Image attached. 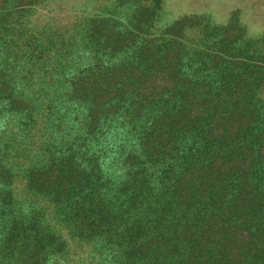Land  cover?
<instances>
[{
  "label": "trees",
  "instance_id": "trees-1",
  "mask_svg": "<svg viewBox=\"0 0 264 264\" xmlns=\"http://www.w3.org/2000/svg\"><path fill=\"white\" fill-rule=\"evenodd\" d=\"M165 1L0 0V264H264V23Z\"/></svg>",
  "mask_w": 264,
  "mask_h": 264
},
{
  "label": "rangeland",
  "instance_id": "rangeland-1",
  "mask_svg": "<svg viewBox=\"0 0 264 264\" xmlns=\"http://www.w3.org/2000/svg\"><path fill=\"white\" fill-rule=\"evenodd\" d=\"M187 12L210 14L220 24H226L231 14L236 13L241 21H258L263 26L264 0H166L162 23L172 22ZM257 29L263 30L264 26Z\"/></svg>",
  "mask_w": 264,
  "mask_h": 264
}]
</instances>
